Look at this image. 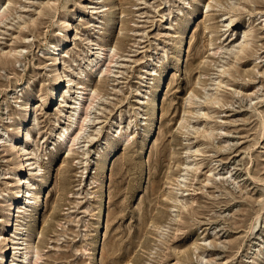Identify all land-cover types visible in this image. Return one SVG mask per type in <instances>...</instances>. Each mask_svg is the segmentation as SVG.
<instances>
[{
    "label": "rangeland",
    "instance_id": "obj_1",
    "mask_svg": "<svg viewBox=\"0 0 264 264\" xmlns=\"http://www.w3.org/2000/svg\"><path fill=\"white\" fill-rule=\"evenodd\" d=\"M5 2L0 264H264V0Z\"/></svg>",
    "mask_w": 264,
    "mask_h": 264
},
{
    "label": "bare ground",
    "instance_id": "obj_2",
    "mask_svg": "<svg viewBox=\"0 0 264 264\" xmlns=\"http://www.w3.org/2000/svg\"><path fill=\"white\" fill-rule=\"evenodd\" d=\"M213 1V0H212ZM218 2H219V0H217ZM9 5L10 4H12V2H11V0H9ZM5 5H6V2L3 4V5H1L0 6V9L2 10V8H4L5 7ZM209 8V7H208ZM7 9H9V7L8 8H6L5 10H7ZM2 12H4L3 10H2ZM1 12V13H2ZM0 13V14H1ZM3 20V19H2ZM251 35V34H250ZM243 39H244V44L242 45V48L244 49V47L245 46H247V44H248V36L246 35V34H244V36H243ZM214 45V44H213ZM117 49V48H116ZM50 53H57L58 51H60V49H59V46L56 44V43H52L51 45H50V47H49V50H48ZM111 52H112V50H110L107 54H111ZM113 52H115V50H113ZM107 54H104L100 59H99V61L97 62V65L100 63V64H103V62H105V60H106V57H107ZM110 58V57H109ZM60 60V58H57L56 59V63L58 62ZM60 61H62V60H60ZM113 62V61H112ZM111 63V62H110ZM105 65V64H104ZM58 66V65H57ZM99 66V65H98ZM97 68V67H96ZM95 69V68H94ZM94 71V70H93ZM104 71H106V70H104ZM102 72V71H101ZM63 83H64V79H63V77L61 76L60 78H59V80L57 81V88L54 90V92H53V94L56 92V90H59L60 91V89H61V87L63 86ZM64 86H65V84H64ZM59 88V89H58ZM99 88V87H98ZM166 88V87H165ZM95 89V88H94ZM94 89H90V86H87V85H82V88L80 89V91H78V94L81 96V99H82V97L83 96H85L89 91H90V95H89V103H88V105L86 106V108H85V111L83 110V112H84V114H83V116L81 117V122L79 123V125H78V128H77V130L74 132L75 134H74V136H72L71 138H70V141H69V150H68V152H69V154H71V152H73V150L79 145L78 143L80 142V139H81V136L85 133V131H86V129H87V124H88V121L90 120V117H91V110H92V108L94 107V104L100 99V97H101V93H100V91L98 90V89H96V90H94ZM62 91H63V89H62ZM61 91V92H62ZM77 94V95H78ZM52 97V96H51ZM53 99H55V98H53ZM80 101V100H79ZM84 101V100H83ZM81 104V103H80ZM79 107H80V105H79ZM27 112L29 113V109H31V106H30V102L27 104ZM188 115V114H187ZM187 115H186V117H187ZM183 120V119H182ZM77 126V125H76ZM24 131V130H23ZM67 135V134H66ZM68 136V135H67ZM66 137V136H65ZM64 137V138H65ZM69 137V136H68ZM67 138V137H66ZM128 138H129V136H128ZM131 138V137H130ZM129 138V139H130ZM69 139V138H68ZM127 139V138H126ZM129 139L127 140V141H129ZM17 149H19L18 148V146L16 147ZM18 151V150H17ZM31 154V153H30ZM21 155V154H20ZM26 164H28L27 163V161H24L23 162V170H27V168H26ZM189 165V164H188ZM29 166V165H28ZM193 167V166H192ZM22 170V169H21ZM186 170V169H185ZM190 171H188V173H189ZM21 181H23V179H21ZM25 182V181H24ZM180 182V181H179ZM179 182H177V183H179ZM95 184H96V182H95ZM20 200H22V202H21V204H23V205H26V206H28V205H30V204H34V203H38V202H41V199H42V196L40 195V194H32V193H30V192H28V190L26 189V188H23L22 189V191H21V197L19 198ZM171 199V201H173L174 203H177V202H179L175 197H171L170 198ZM32 201H34V203L32 202ZM20 210V209H19ZM180 210V209H179ZM8 239V238H7ZM35 246V245H34ZM8 246H6V248H7ZM6 248H5V250H4V254L5 255H7V250H6ZM32 255H34V258H36L37 259V255H38V251L37 250H35V249H32V250H29L28 252H27V254H26V257H25V260H24V263L25 264H31L30 263V257L32 256ZM35 255H36V257H35ZM33 258V257H32ZM39 258V257H38ZM35 260V259H34ZM3 261H5V258H4V260ZM34 264H38V260H36L35 261V263ZM127 264H130L129 262L127 263Z\"/></svg>",
    "mask_w": 264,
    "mask_h": 264
}]
</instances>
